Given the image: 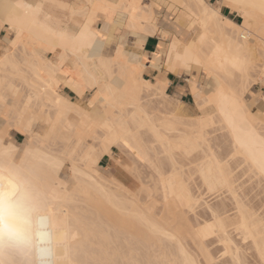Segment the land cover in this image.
Instances as JSON below:
<instances>
[{
  "label": "bare ground",
  "instance_id": "6f19581e",
  "mask_svg": "<svg viewBox=\"0 0 264 264\" xmlns=\"http://www.w3.org/2000/svg\"><path fill=\"white\" fill-rule=\"evenodd\" d=\"M144 1L81 0L82 8L69 5L84 18L72 28L70 23L48 20L49 14L40 18L42 8L38 13L33 9L43 0L35 4L0 0V30L3 23L9 25L0 45V155L10 154L37 188L48 194L44 214L51 218L53 264H208L209 258L221 264L220 254L235 248L241 249V264H264L257 247L264 236L260 228L264 199L256 200L257 181L250 182L257 179L263 185L257 191L261 196L264 173L255 161L264 154V122L257 119L255 109L264 106V93L261 99L246 98L253 78L261 75L264 84V68L256 64L264 58V12L250 6L259 0H219L215 8L205 0H150L148 7ZM172 1L180 3L181 9L174 11L180 12L181 23L176 18V24H182L184 34L173 37L161 65L173 75H189L193 70L204 74L203 87L187 79L199 88L195 103L204 116L198 119L189 118L178 97L166 93L170 84L165 76L144 79V70L158 71L161 65L153 67V58L126 49L129 45L142 49L145 39L157 31L153 9L167 5L173 9ZM224 7L233 9L243 22L224 15ZM118 13L126 18L123 24L115 22ZM98 19L102 28L95 29ZM120 28L124 31L119 37ZM113 46L114 55L109 57L106 50ZM185 50L191 61L187 65L177 59ZM65 64H69L67 73ZM62 80L78 102L59 93ZM18 82L28 86L25 93ZM88 92L94 93L85 103ZM154 99L158 108L167 110L171 104L174 108L153 118L147 111ZM72 114L77 120L70 119ZM38 118H44L47 127L43 139L32 136V123ZM9 119H14L13 125ZM201 121L212 126L211 154H205L197 168L180 160L168 163L182 144L196 140ZM12 126L25 135L22 144L9 140ZM218 132L225 147L218 145ZM114 149L127 152L151 171L152 189L147 186L143 206L129 199L114 179L102 178L105 170L100 163L113 156ZM67 158L74 188L67 186L64 177ZM57 161L59 166L53 167ZM243 178L256 185L251 187L254 191L249 189L253 195L245 191L250 184ZM209 182L217 185L211 194L206 190ZM156 195L162 198L164 210H159L163 205L159 200L161 205L155 207ZM209 196L217 202L211 203ZM190 199L202 201L191 213ZM204 204L217 213V219L224 217L215 232L204 227L213 220ZM242 222L255 237L248 244L234 231ZM227 240L231 245L226 249ZM4 256L8 264H18L16 256ZM28 259L39 264V252L34 250Z\"/></svg>",
  "mask_w": 264,
  "mask_h": 264
},
{
  "label": "snow or ice",
  "instance_id": "6c2138e0",
  "mask_svg": "<svg viewBox=\"0 0 264 264\" xmlns=\"http://www.w3.org/2000/svg\"><path fill=\"white\" fill-rule=\"evenodd\" d=\"M251 7H258L261 12H264V0H259L258 4L250 5ZM25 7L31 8V5ZM43 5H36L33 9L38 13ZM61 7H65L61 5ZM179 35V32L177 33ZM75 39L74 37H69ZM173 42V47L176 45ZM171 59V53H169ZM177 59H182L187 65L190 63L187 50L185 55L181 57L177 54ZM162 63V62H161ZM110 70L107 64L102 65ZM155 67V63L152 65ZM192 89V94L198 95V85L193 81L188 86H185V91L188 88ZM87 103V102H85ZM211 124L208 121H201V131L197 135L196 140L188 141L175 150V158L168 163L174 164L177 160L186 163L189 168H197L201 164V158L205 154H211L214 147L209 135ZM60 162H55L53 167L59 166ZM259 170L264 173V154L258 161H255ZM206 190L209 194L217 190V185L209 182L206 185ZM200 195V193H197ZM48 194L42 192L37 188L30 177L24 172L21 165L16 164L10 154L0 155V264H8L4 254L14 255L18 258V264H31L28 257L33 251H38L40 255L39 264H53L51 257V218L44 214L46 208V201ZM201 200L192 201L190 199L188 204V211L191 213L193 208L200 206ZM205 207L213 216L212 222L209 224L205 222L204 227L207 230L215 232L216 227L223 226L224 217L220 216L218 219L217 213L213 212L211 208ZM260 228L264 233V216L260 220ZM234 231L241 235L244 244L254 241L255 237L251 235L250 228L247 222H242L234 226ZM44 245H47L45 247ZM231 245V241H225L226 249ZM261 257L264 258V236L262 241L257 245ZM240 248H235L234 251L229 252L225 250L221 255V264H241L238 259ZM231 256V259L224 261L223 257ZM208 264H217L216 260L208 259Z\"/></svg>",
  "mask_w": 264,
  "mask_h": 264
},
{
  "label": "rangeland",
  "instance_id": "374dc122",
  "mask_svg": "<svg viewBox=\"0 0 264 264\" xmlns=\"http://www.w3.org/2000/svg\"><path fill=\"white\" fill-rule=\"evenodd\" d=\"M39 1H42V0H38L36 3H38ZM55 1H57V2H55ZM62 1L69 2V0H47V1L43 0V3H42L43 7H42V11L40 13V18L47 17V14L49 13L48 20H50V21L58 20V21H61V22H64V23H68V24L70 23L69 24L70 27H72V26L75 27V22H76L77 19L79 20V18L78 17L74 18V16L78 15V14H74L70 10L69 5L68 4L66 5ZM205 1L207 3H209V4H211L214 8L217 7L220 4L219 0H205ZM44 2H48L47 5H48V7H50V12H48L49 9H47V13H44V11H43L44 10ZM60 3L66 7V10L64 9L65 7H60L61 6ZM142 3H143V5L145 4L144 6H146V7H148V5L150 6V4H151L150 0H145ZM178 3H179L178 1H175V2L172 1L169 4L170 6L173 5V9H172V7L171 8L168 7V5L167 6H162L159 10L153 9L154 13H155L156 20H157L156 21L157 31H156L155 35H157L160 38H162V41L160 42L159 48H158L159 59H158L157 65H161L162 64L161 62L164 59V56H165V53L167 51V48H168L169 44L171 43V41H173L172 39H174V38L177 39V38L181 37V35L184 34V31L182 29L183 26L181 27L182 24H180V25L178 24L180 22L178 20V16H179V13H180L178 10L181 9V6L178 5ZM67 7L69 9H67ZM176 8L178 10L174 11V9H176ZM167 9H169V10H167ZM225 9L224 10L222 9V13L224 15H226L228 18L232 19L235 23L241 24L243 22V19L239 15H237L234 12L233 9H231V10L228 9V8H225ZM68 12L70 13L69 15H68ZM173 12H176V13H173ZM114 17H115L114 18L115 22L120 23V24H123L125 22V20H126V18H124L119 13L117 15H114ZM176 18H177V21H178L177 24H176ZM82 21H84V18H82ZM174 21H175V23H174ZM77 25H79V24H77ZM94 28L95 29L102 28V22H101L100 19L96 20V22L94 24ZM118 30L116 31V34H117V36L120 37L121 35H123L124 28H120ZM176 30H177V32H176ZM201 30H202V28H198L197 32L200 33ZM178 32H179V35H177ZM163 34L166 35V38H165V36ZM0 45H3V41H0ZM21 48L22 47L20 46L18 48V50L20 51ZM115 49H116V47L113 46L110 49L106 50V55L111 57L112 55H114ZM126 49L128 51H134L135 50L134 51L135 53L137 52L139 55L148 57L147 54L141 52L142 49H137L136 47L134 48V47H131L130 45L127 46ZM2 53H3V50L0 49V55H2ZM47 57L51 59L53 57V55L52 54H47ZM261 58L259 57V59H257L256 64L259 65V68L263 69L264 67H262L261 65L264 64L263 63L264 62V58H262V59ZM258 62H260V63H258ZM68 67H69V64H65L64 67H63V71L64 72L66 71V73L69 72L70 70H69ZM146 71H147V69L144 70V72H143L144 79L152 80L153 79L152 77L146 76ZM259 71H261V70L258 69V72ZM176 77L181 81V83L183 85V92H184V94H186V96L183 99L179 98L178 95L174 96V97H178L179 102L181 101V103L183 104V105H181V108L183 109V111L191 119L192 118L193 119L194 118L198 119L199 117H203L204 114H203V112L198 110L199 108H197L198 106L195 103L196 97L192 94V91H191L190 87L188 88L187 91H185L184 89H185V86H188L190 84L187 81V79H190V80L194 79L196 81V83H198L199 86L203 87L205 85V83H206V77L204 76V74L202 72H197V71L193 70L191 72V74H189V75L181 74V75H176ZM157 78H159V77H157ZM154 79H156V78H154ZM262 80H263V78L261 77V75L259 76L258 79L257 78H253V82L254 83L251 85V87H250V89L248 91V94L246 95V98L248 100H249V97H254V96L258 97L259 99H261L262 94L264 93V84H263ZM17 84L20 86V91L22 93H25L28 90V86L26 84L20 83V82H18ZM59 93L61 95L65 96V97L69 98L70 100L78 102V98L76 97V95L73 94V92L69 88H67V86L63 83V80H62V83H61V86H60V89H59ZM93 93L94 92H88L86 94V97H85V99L83 101L86 102L92 96ZM173 108H174V104L173 105L171 104V106H169L167 110L171 111ZM45 110H48V109L46 108ZM167 110L158 108L157 104L155 102V99H154L153 103L150 104L147 113L151 117L156 118V117H161L162 115L167 114L168 113ZM255 113L257 115V119L259 118L260 122L261 121L264 122V106L263 105H259L255 109ZM70 119L77 120V116L75 114H72V115H70ZM9 122L11 123V125H13L14 119H9ZM216 134L215 135L218 138H219V136L222 135L219 132L216 133ZM32 136L35 139H43V138H45L47 136V127H46V124L44 122V118H38L35 121H33V123H32ZM214 136L212 137L213 140H217V138H214ZM9 140L12 143H15V144H22L23 141L25 140V135L21 131H19L18 129H16V128H14L12 126ZM217 142H218V140H217ZM213 143H214V141H213ZM215 143H216V141H215ZM219 144L223 145L222 144V140H221V143L218 142V145ZM223 146L225 147V144ZM224 147H223V149H225ZM112 153H113L112 154L113 156L103 158V160L100 163L101 167L104 168L103 170H105L104 172L101 173L102 178L103 179H109V180L114 179L117 184H120L128 192V193H126V196L129 199L135 201V203L138 206H143L145 204V202H146V198H145L146 197V195H145L146 193L145 192H146L147 186H148V188L152 189L151 188L152 184H151V182L149 181V178H148L149 177V172H151V171H149L147 168H144L145 165H143V164H142L143 166H140L141 163H143L142 161H141V163L140 162L136 163V161L138 162V160L134 161V158H130L128 156L129 154L128 155L126 154L127 152L124 153V151H123L122 153H124V154H122L117 149H114ZM153 153L154 152H152V154ZM131 157H133V156H131ZM131 159H133V160H131ZM138 166H140V168ZM125 167H126V169H124ZM63 168H64V177H65V181L67 182V186L68 187L71 186V187L74 188L76 186L75 183H74V174H73V171H72L71 162L69 161L68 158L65 159ZM246 178H243V179L245 181H247V185L250 184L249 185L250 188L248 186L247 187L248 191L247 190H245V191L246 192L250 191L249 192L250 196H251V194L253 195L252 191H254L252 188H253V186L255 184L254 185L252 184L253 186L251 185L253 180L255 182L257 181L256 185L258 187H259V185H260V188L263 186V185L261 186L259 180H257V179H251V181H250V180H246ZM242 182L243 181H241V183ZM257 183H259V184H257ZM106 185H108V184H106ZM244 185H246V184H244ZM143 186L145 187L144 189H142ZM258 187L255 190L256 196L258 195L256 200L258 199V201H259V199H260V201H262L264 199V193H261V196L259 195L260 193L257 194V191L261 192V190H262V188L260 189ZM113 188L114 189H118L121 192L124 191V190H121L120 188H115V187H113ZM244 189H246V186L244 187ZM249 189H252V191L249 190ZM255 193H254V196H255ZM156 196H159V195H156ZM259 196H260V198H259ZM214 198H216V197L215 196H209V198H207V200H209L211 203H215V202H217V200H215ZM261 198H263V199H261ZM161 199L162 198H160V196L157 197V200L155 201V203H157L158 205L155 206V207H158L159 205L163 204V200L161 201ZM158 200H159V202L161 204L158 202ZM82 205L85 207V204H82ZM162 206H164V204L161 205V207ZM161 207L160 206L158 207L159 210L160 209H163V210L165 209L164 207H162V208ZM201 210H202V208L198 209V212H200ZM200 213H203V210Z\"/></svg>",
  "mask_w": 264,
  "mask_h": 264
},
{
  "label": "crops",
  "instance_id": "0c3cea01",
  "mask_svg": "<svg viewBox=\"0 0 264 264\" xmlns=\"http://www.w3.org/2000/svg\"><path fill=\"white\" fill-rule=\"evenodd\" d=\"M13 2H20L21 0H12ZM29 3L35 4L38 0H25ZM66 5H71L74 9H78L79 7L82 8V2L81 0H69V2H64ZM48 2H44V13H47V9H49L48 12H50V7H48L47 5ZM211 5V4H210ZM225 9V7L223 8V10ZM49 14V13H48ZM70 13L68 12V15ZM78 17L79 20L77 19L75 22V26L77 27V24H81L83 23L82 18L78 15V16H74ZM8 24L7 23H3L1 30H0V41H3L4 38L8 35ZM148 41V42H147ZM162 41V38H160L157 35L154 36H149L145 39V41L143 42L142 45V51L143 53L147 54L148 57L153 58L152 63H155V67L159 66L157 65L158 59H159V54H158V48H159V44ZM148 43V44H147ZM147 46V47H146ZM160 71V72H159ZM146 76L157 78L160 76H165V78L168 81V87L166 89V93L169 95H178L179 98L183 99L186 94H184L183 92V85L181 83V81L176 77V75H173L171 72L166 71V69L164 68L163 65H161V69H159L158 71L156 69H152V68H148L146 71Z\"/></svg>",
  "mask_w": 264,
  "mask_h": 264
}]
</instances>
